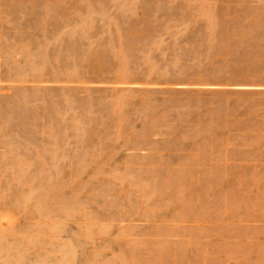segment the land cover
<instances>
[{"label":"rangeland","instance_id":"obj_1","mask_svg":"<svg viewBox=\"0 0 264 264\" xmlns=\"http://www.w3.org/2000/svg\"><path fill=\"white\" fill-rule=\"evenodd\" d=\"M0 264H264V0H0Z\"/></svg>","mask_w":264,"mask_h":264}]
</instances>
